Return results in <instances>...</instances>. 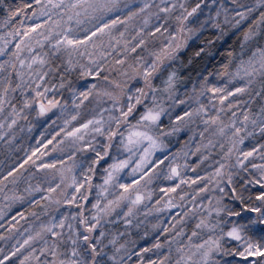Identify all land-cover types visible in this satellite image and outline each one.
Masks as SVG:
<instances>
[{"label": "snow or ice", "instance_id": "1", "mask_svg": "<svg viewBox=\"0 0 264 264\" xmlns=\"http://www.w3.org/2000/svg\"><path fill=\"white\" fill-rule=\"evenodd\" d=\"M0 12V141L43 125L0 172V264H264V0Z\"/></svg>", "mask_w": 264, "mask_h": 264}, {"label": "trees", "instance_id": "2", "mask_svg": "<svg viewBox=\"0 0 264 264\" xmlns=\"http://www.w3.org/2000/svg\"><path fill=\"white\" fill-rule=\"evenodd\" d=\"M12 2H15V0H12ZM0 15H3V13L0 12ZM13 23H15V20L13 21ZM214 34H215L214 32L206 33L205 36L210 39L211 35ZM229 37H225V41H222L221 44L224 45V47H237L239 43V34L233 36L230 33ZM203 39L204 37H201V40H196L195 38H193V40L189 42V46L183 49L181 52L182 59L184 60L185 65L187 66L186 72L191 73L193 76H195V73L208 63L209 58L213 59V61L218 59L219 54L216 48H213L207 55L202 54L200 57H196L194 55V52L198 47H203V44L201 42ZM219 51L222 52L223 47H221ZM208 66L211 65L209 64ZM181 74L184 75L185 72H182ZM41 130H43V125L38 126L32 132H28L26 127L24 128L23 131L18 130L15 144H20L22 140L24 141L25 145L32 143L35 140V137L39 136V132ZM183 139L184 137L183 135H181L180 140L182 141ZM15 144L5 145L2 141H0V172H2L5 168L11 167L13 162L17 159V157L22 154L21 150L15 147ZM191 159L194 160V158ZM189 172L192 174L191 170H189ZM28 207L29 206L27 204L23 206L16 205L10 211H7L4 219L13 217L16 215L17 212H20L22 210H27ZM32 211H35L38 214L40 209L39 207H37V208H33ZM32 219L33 218L31 216H27L23 220H19V224H20L19 230L22 231L24 228H26L28 222L31 221ZM141 219H143V217H141ZM0 223H3V219H0ZM5 228H7L6 224H5ZM3 230L4 229H0V231ZM161 238L163 239L164 237ZM0 247H8V245L5 244L4 241L0 240Z\"/></svg>", "mask_w": 264, "mask_h": 264}, {"label": "rangeland", "instance_id": "3", "mask_svg": "<svg viewBox=\"0 0 264 264\" xmlns=\"http://www.w3.org/2000/svg\"><path fill=\"white\" fill-rule=\"evenodd\" d=\"M33 144L35 143V140L32 142ZM189 175H191V173L189 172L188 173ZM171 219V217H169V216H165V223H168V221ZM149 242H151V240L149 241ZM133 258H135V257H133Z\"/></svg>", "mask_w": 264, "mask_h": 264}]
</instances>
